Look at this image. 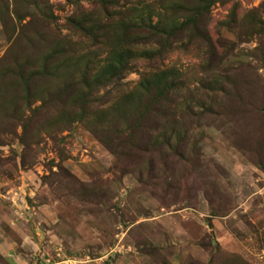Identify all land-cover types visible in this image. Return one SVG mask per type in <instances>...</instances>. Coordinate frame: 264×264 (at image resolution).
<instances>
[{
  "label": "rangeland",
  "instance_id": "rangeland-1",
  "mask_svg": "<svg viewBox=\"0 0 264 264\" xmlns=\"http://www.w3.org/2000/svg\"><path fill=\"white\" fill-rule=\"evenodd\" d=\"M11 254L264 264V0H0Z\"/></svg>",
  "mask_w": 264,
  "mask_h": 264
},
{
  "label": "trees",
  "instance_id": "trees-1",
  "mask_svg": "<svg viewBox=\"0 0 264 264\" xmlns=\"http://www.w3.org/2000/svg\"><path fill=\"white\" fill-rule=\"evenodd\" d=\"M134 16H136L135 15V13H134ZM135 24V23H134ZM146 24V23H145ZM136 27V26H135ZM142 28H144V26H140L139 25V29H142ZM146 30H148V31H150V32H152L153 33V36H156V32H157V28H156V26H152L151 24H146ZM158 33V32H157ZM155 44H157L156 42H155ZM113 66V63L112 62H110V64L108 65V67L109 68H111Z\"/></svg>",
  "mask_w": 264,
  "mask_h": 264
},
{
  "label": "crops",
  "instance_id": "crops-1",
  "mask_svg": "<svg viewBox=\"0 0 264 264\" xmlns=\"http://www.w3.org/2000/svg\"><path fill=\"white\" fill-rule=\"evenodd\" d=\"M11 256H12V260L14 261L15 264H27L25 262V260H23L18 254L17 255L11 254Z\"/></svg>",
  "mask_w": 264,
  "mask_h": 264
}]
</instances>
